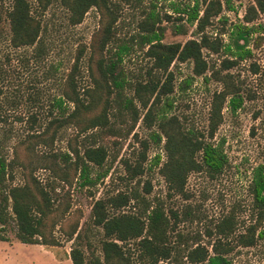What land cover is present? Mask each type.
Here are the masks:
<instances>
[{
  "label": "trees",
  "instance_id": "obj_1",
  "mask_svg": "<svg viewBox=\"0 0 264 264\" xmlns=\"http://www.w3.org/2000/svg\"><path fill=\"white\" fill-rule=\"evenodd\" d=\"M140 2L0 0V121L21 101L38 103L41 94L38 86L58 70L60 63H55L51 56L59 52L58 33L62 24L49 18L51 7L61 9L64 27L78 25L91 8L98 16L96 29L87 42L77 43L69 66L58 81L59 94L54 103L61 111L58 114L49 111L51 117L44 132L48 128L55 131L70 126L81 138L79 147L47 157L43 168L49 171L52 181L57 179L70 185L76 178L78 187H88L106 177L108 167L103 165L108 153L96 137L98 130L112 128L109 117L113 103L127 111L133 121L139 118L131 98L125 94L127 89L139 100L143 110L141 122L149 129L152 144L160 146L162 156L155 152L147 159L149 141L139 140L141 149L134 160L120 159L122 179L138 183L146 169L156 167L167 191L175 194H183L189 173L205 172L213 177L225 168L223 142L213 139L223 108L233 114L245 102L260 99L261 105L252 117L255 119L264 111V66L252 60L253 49L262 42L264 23L259 19H264V0H251L242 17L234 22H228L222 13L224 8H230L228 0L225 7L221 0L168 1L173 17L156 9L155 2L150 1L148 7L140 8L135 33L129 36V41H123L117 36L122 4L137 7ZM164 21L170 22L175 34H184L187 27H192L193 36L183 42H163ZM136 44L143 49L149 66L142 80L131 82L121 62ZM209 54L220 55L217 65L205 59ZM181 63L191 64L192 75L177 81L175 92L184 91L193 76H202L204 83L209 79L219 83V89L211 93L204 128L189 125L172 112L175 97L170 67ZM243 66L246 72L234 73ZM28 118L33 124L35 113H29ZM11 162L0 155V231L10 220L20 242L57 245L59 241L52 232L53 218L58 210L64 213L68 204L60 209L61 198L50 194L53 187L41 184L30 172L22 185L7 184L12 176ZM143 192H149L146 181ZM247 192L253 221L236 236L243 247L264 241V160L251 167ZM129 205L131 210H119ZM89 216V225L84 230L99 228L95 237L98 253H94L93 241L75 219L61 235L71 240L68 252L71 264H159V261L179 264L178 256L187 264H232L225 255L224 246L228 243L220 239L210 244V252L202 245L181 249L174 241L181 238L174 230L176 213L165 210L161 202L151 204L132 187L93 200Z\"/></svg>",
  "mask_w": 264,
  "mask_h": 264
},
{
  "label": "rangeland",
  "instance_id": "obj_2",
  "mask_svg": "<svg viewBox=\"0 0 264 264\" xmlns=\"http://www.w3.org/2000/svg\"><path fill=\"white\" fill-rule=\"evenodd\" d=\"M150 1L155 2V0H141L137 7H134L135 4H122L117 23L119 38L129 41V36L135 33L134 27L136 20L140 18V8L148 7ZM168 1L186 0H157L155 2L156 9L173 17L174 14L169 10ZM250 1L228 0L230 8L229 10L224 8L222 13L228 22L237 21L242 17ZM221 2L225 7V0ZM94 10V8L89 9L78 25L64 27L61 9L56 6L51 7L49 18L56 24L60 22L62 24L58 33L59 52L51 56L55 63H60L58 70L47 82L38 86L41 92L38 103L28 100L21 101L17 107L8 110L4 119L0 121V155L6 161H12L10 164L12 176L7 179V184L22 185L26 174L30 172L38 178L41 184H50L53 187L50 194L51 197L61 198L60 209L64 204H68L64 213L58 210L53 218L52 232L59 241L57 245L20 242L16 239L14 226L9 220L0 231V264H71L68 257L71 240H65L61 236L62 232L75 219L78 220V226L84 230L90 222V206L93 200L107 193H114L116 190L127 191L130 187L136 189L151 204L161 202L165 210L172 209L176 213L174 230L181 234V238L178 241L174 238V241L179 244L180 248L202 245L210 252V244L220 239L228 243V246H224L227 250L225 255L232 264H264V241L257 242L250 247H243L236 241V236L243 233L245 226L253 221L250 195L247 192L249 171L255 164L264 160V111H261L257 118L252 117L261 105L260 99L245 102L233 114L225 111V108L222 109V120L216 128L213 139L223 142L227 164L221 173L213 177L205 172L189 173L183 194L168 192L156 167L146 169L138 179V183L135 180L126 183L122 179L124 170L120 159L134 160L141 149L139 140L149 141L146 151L147 159L155 152L162 156L160 146L152 144L148 136L149 129L141 122L143 110L137 97H132L131 89L125 90V94L131 98L139 118L133 121L127 111L113 103L109 117L112 128L110 130L97 129L101 134H98L96 141L102 144L108 153L103 165V168L108 167L106 177L88 187H78L76 178L70 185L57 179L52 181L49 178V171L43 168L47 157L49 158L52 154L58 156L68 151L70 147H79L81 143L80 136L70 126H61L55 131L48 128L46 132L44 131L51 117L49 111L53 114L61 111L54 103V98L59 94L58 81L68 68L77 43L87 42L97 27L98 16ZM259 20L264 23L263 18ZM164 23L163 42H183L193 36L192 27H187L184 34H175L169 27L170 22L164 21ZM261 35V45L253 49L252 60L264 66V29ZM205 59H210L213 65H217L221 57L217 54H209ZM244 64L246 66L247 62ZM148 66L149 62L144 57L143 49L137 44L133 45V48L122 57L121 67L131 82L135 79L142 80ZM170 68L173 70L175 97L172 112L185 123L204 128L207 122L210 96L213 91L219 89V83L212 79L204 83L202 76H193L191 84L178 93L175 92L176 82L188 74L192 75L191 64L181 63ZM236 70L240 74L246 72L244 66L235 69L234 73L237 72ZM32 112L36 115L33 124L28 118L29 113ZM145 181L148 182V193L143 192ZM130 206L132 205L119 210L129 211L132 209ZM136 207L140 208L141 204L137 203ZM98 231L99 228L96 227H91V231H85L94 245L95 237L99 235ZM226 233H228L227 236L224 235ZM95 252L98 253L97 245L94 247ZM176 262L187 264L181 256L177 257ZM158 263L166 264L164 261Z\"/></svg>",
  "mask_w": 264,
  "mask_h": 264
}]
</instances>
